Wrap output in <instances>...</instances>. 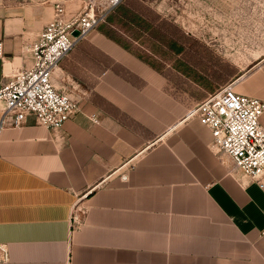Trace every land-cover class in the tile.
<instances>
[{"label":"crops","instance_id":"crops-1","mask_svg":"<svg viewBox=\"0 0 264 264\" xmlns=\"http://www.w3.org/2000/svg\"><path fill=\"white\" fill-rule=\"evenodd\" d=\"M74 2L0 0V85L32 65L55 4ZM219 7L238 37L264 15ZM164 17L128 0L54 71L55 87L80 101L76 115L60 128L32 116L0 128V264H264V188L188 116L230 82L264 102V40L242 50L235 37L230 51L221 30L211 50Z\"/></svg>","mask_w":264,"mask_h":264},{"label":"built area","instance_id":"built-area-1","mask_svg":"<svg viewBox=\"0 0 264 264\" xmlns=\"http://www.w3.org/2000/svg\"><path fill=\"white\" fill-rule=\"evenodd\" d=\"M125 0H85L76 14L56 3L52 18L45 24L31 45L32 65L15 70L0 85L1 126L21 127L28 116L45 128H60L80 110V101L55 87L53 74L60 62L79 40L105 23L109 15ZM77 31L78 36L72 33ZM4 58L0 41V59ZM235 82L222 86L196 104L188 116L197 118L211 133L210 148L227 156L233 167L240 170L259 188H264V102L233 90ZM75 89V88H72ZM96 124L97 118L91 116ZM123 179L126 177L122 176ZM74 210L72 223H77ZM7 259L0 246V262Z\"/></svg>","mask_w":264,"mask_h":264},{"label":"rangeland","instance_id":"rangeland-1","mask_svg":"<svg viewBox=\"0 0 264 264\" xmlns=\"http://www.w3.org/2000/svg\"><path fill=\"white\" fill-rule=\"evenodd\" d=\"M76 1L77 3L74 2L67 5L68 7L66 8L69 9L66 10L74 13L77 8L78 10L83 9L84 3L82 0ZM144 2L158 11L161 16H165L164 18L171 20V22L175 21L185 26L189 25L191 31L195 35L194 38L197 40L199 39L203 44L207 43L211 50L214 49V44L217 45V39L219 45V32L221 30H223L221 45L230 51L235 50L234 43H236V38L239 40V49L241 48L242 50H256V45L264 40V37L260 33L254 31L257 27L264 28V19H262L264 15H259L258 20L254 18L255 16L251 19L249 18L251 22L248 20V22L245 23V27H247L248 31H246L244 36L241 35L239 37L234 34V27L230 24L229 18L226 20L223 18L222 21L218 19L220 4L223 10L224 6L233 7L236 4L239 7H257L258 10H262L261 6L264 7V0H144ZM114 12H112L109 17ZM51 14L52 13H50V15L47 14L45 20L50 18L49 16H51ZM248 15L252 16L250 13ZM239 57H244V54H239Z\"/></svg>","mask_w":264,"mask_h":264},{"label":"water","instance_id":"water-1","mask_svg":"<svg viewBox=\"0 0 264 264\" xmlns=\"http://www.w3.org/2000/svg\"><path fill=\"white\" fill-rule=\"evenodd\" d=\"M78 34H79V33H78L77 31H74V32L72 33V35L75 36V37L78 36Z\"/></svg>","mask_w":264,"mask_h":264},{"label":"trees","instance_id":"trees-1","mask_svg":"<svg viewBox=\"0 0 264 264\" xmlns=\"http://www.w3.org/2000/svg\"><path fill=\"white\" fill-rule=\"evenodd\" d=\"M128 2V0H125L119 7H121L123 4H125V3H127ZM118 7V8H119Z\"/></svg>","mask_w":264,"mask_h":264}]
</instances>
